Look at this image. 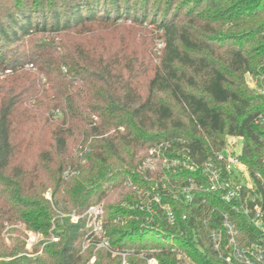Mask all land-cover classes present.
Masks as SVG:
<instances>
[{"label":"trees","instance_id":"16d2710c","mask_svg":"<svg viewBox=\"0 0 264 264\" xmlns=\"http://www.w3.org/2000/svg\"><path fill=\"white\" fill-rule=\"evenodd\" d=\"M146 26L159 54L154 37L137 36ZM231 137L251 178L243 192L264 205V0H0V264H85L92 255V264H120L83 249V218L60 214H81L126 180L139 184L136 165L157 142L183 141L202 169L222 164ZM67 166L77 174L63 178ZM209 197H167L174 224L161 212L142 226L124 205L135 197L120 193L104 204L111 246L156 247L158 264H186L176 249L192 264H227L209 240L221 212L241 245L262 234L239 202ZM19 224L44 239L27 251Z\"/></svg>","mask_w":264,"mask_h":264},{"label":"built area","instance_id":"2783aa9c","mask_svg":"<svg viewBox=\"0 0 264 264\" xmlns=\"http://www.w3.org/2000/svg\"><path fill=\"white\" fill-rule=\"evenodd\" d=\"M248 74V73H247ZM250 81L254 82L251 76ZM247 81V83H249ZM229 139V138H228ZM178 146H173V141H160L145 150L143 158L136 165V179L139 182L133 183L126 180V194L135 197L133 202H125L124 205L137 214H133L134 219L141 222L142 226L151 224L154 218L160 216L161 212L169 224H174L175 215L167 197L178 199L184 204L200 202L207 204L210 197L220 194V199L227 203L239 202L242 212L246 215L250 223L261 232L262 237L258 242L243 246L239 243L238 230L229 217L228 213L221 212L218 218V228L209 232V240L212 248L218 252L220 257L227 264H264V205L255 203L250 198L249 192H243L245 188L252 191V183L247 168L239 161L238 154L230 150L228 145L218 154V159L222 164L214 166L207 163L202 169L192 159L183 141ZM228 142V140H227ZM188 170L190 175L182 180L174 177L178 173ZM77 169L67 166L62 173L63 178L76 175ZM45 197L50 198L49 191L45 192ZM252 201L249 207L246 201ZM209 206L213 204L209 203ZM73 223L83 218L84 226L88 229L83 240V249L93 246L96 250H104L110 254L111 258H119L120 264H128L127 257L135 256L144 259L146 264H158L154 253L158 251L156 247L150 249H136L133 247L118 248L111 246L110 238L105 227L104 203L99 202L88 206L81 214L74 211L67 214ZM187 217L186 213L181 214V219ZM125 219L114 218L113 222H124ZM157 224V223H156ZM153 225L158 230V225ZM25 247H31L44 237L40 233H33L23 229ZM53 227H51L52 230ZM48 240L56 242L58 237L50 232ZM176 249L175 247L171 248ZM177 258L186 264H192V259L179 249H176ZM94 255L85 264H92Z\"/></svg>","mask_w":264,"mask_h":264},{"label":"rangeland","instance_id":"374dc122","mask_svg":"<svg viewBox=\"0 0 264 264\" xmlns=\"http://www.w3.org/2000/svg\"><path fill=\"white\" fill-rule=\"evenodd\" d=\"M152 30H153V28L151 26H146L145 29H143L141 31H138L139 33H138L137 36H140V38H141V36H143V37H149V38L150 37H154L153 43H151V47H152L151 48V52H152V54L154 52H156L157 54H159V51H157V50H159L161 48V45L162 44H161V42H160L159 39L155 38V34L156 33H155L154 30L153 31ZM98 36H107V35L104 34V33H100ZM137 39H138V41L140 43H143L144 45L147 44V46L149 45V41L146 38L145 39L142 38V40L139 39V38H137ZM154 59H155V55H154ZM32 71L34 73V70H32ZM249 76H251V74H249V73L248 74L247 73L245 74V81H246V83H247V81L248 82L250 81V79H249L250 77ZM251 78H252V76H251ZM247 85L250 88H253V89L257 90V91H261V89H258L256 87V83L255 82H249V83H247ZM118 129L120 131L123 130V128L121 126H119ZM228 147H229L230 150H233L236 154H238L240 152V148H241V140L239 138H237V137H231V138H229L228 139ZM123 185H124L123 186L124 187L123 189H119L117 191L114 190V191L108 192L107 196L102 200L103 203L105 204V203H108V202L110 203V202H113V201L118 200V198L120 197V193H122V195H123V193L126 195L127 189H126L125 183ZM17 226L19 227L20 230H22V228L20 227V224L17 225ZM23 237H24V234H23ZM25 249L27 251H30L31 250V249H27L26 247H25Z\"/></svg>","mask_w":264,"mask_h":264}]
</instances>
